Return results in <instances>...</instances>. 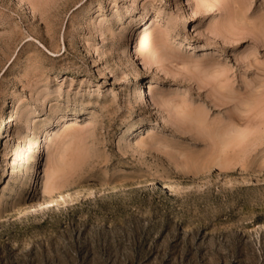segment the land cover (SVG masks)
Here are the masks:
<instances>
[{"label":"rangeland","instance_id":"374dc122","mask_svg":"<svg viewBox=\"0 0 264 264\" xmlns=\"http://www.w3.org/2000/svg\"><path fill=\"white\" fill-rule=\"evenodd\" d=\"M182 1L0 0V264H264V0Z\"/></svg>","mask_w":264,"mask_h":264},{"label":"bare ground","instance_id":"6f19581e","mask_svg":"<svg viewBox=\"0 0 264 264\" xmlns=\"http://www.w3.org/2000/svg\"><path fill=\"white\" fill-rule=\"evenodd\" d=\"M197 1L198 0H183L182 1V3L184 4V6H187L186 8H185V12H184V15L182 16V18L179 20V22H178V25H177V28L178 29H180V30H184V31H190L189 30V23H190V21H191V17H192V15H193V9H195V6H196V4H197ZM181 21H183V23H180ZM150 29H151V26L149 27V26H144V27H134V29L132 30V32H131V35H132V38H133V41L131 42V44H130V52H132V54L131 53H129V54H127L128 56L127 57H129L128 58V60L129 59H131L133 62L134 61H136L135 60V58H134V55H138V54H141L143 51H144V49L146 48V47H148V54L145 56V58H143L142 59V63H143V65L144 66H146L147 67V64H148V62H150L152 59H153V57L155 56V51H154V49L152 48V45H151V43H149L148 41H149V34H150ZM129 48V47H128ZM147 49V48H146ZM136 63V62H135ZM143 84V83H142ZM226 85V84H225ZM146 86V85H145ZM225 87V86H224ZM139 92H138V94H137V99H136V101L139 103H143V104H145V105H147V97H148V93H149V90L146 88V87H144V86H139ZM221 90V89H220ZM226 90V89H225ZM217 92H218V90H217ZM222 92V91H221ZM228 94V93H227ZM226 94V95H227ZM229 95V94H228ZM232 95V94H231ZM227 99V98H226ZM229 99V98H228ZM254 99V98H253ZM161 100H163V99H161ZM230 100H231V98H230ZM165 101V100H164ZM163 101V102H164ZM254 103H256V102H254ZM249 105H251V104H249ZM253 105V104H252ZM254 105H256V104H254ZM249 107V106H248ZM252 107V106H251ZM251 107H250V109H251ZM228 108V107H227ZM232 108V107H231ZM184 109V108H183ZM187 109V108H186ZM187 111V110H186ZM200 112V111H199ZM246 112H248L247 110H246ZM194 113V112H193ZM203 113V112H202ZM187 114V113H186ZM191 114V113H190ZM195 114V113H194ZM196 114H198V113H196ZM195 114V115H196ZM247 114V113H246ZM183 115V114H182ZM189 115V114H188ZM187 115V116H188ZM191 115H193V114H191ZM202 115V114H201ZM25 116V115H24ZM194 116V115H193ZM193 116H191V118L192 119H195L196 121L195 122H197V121H200L201 119L199 118V117H193ZM198 116V115H197ZM203 116V115H202ZM184 117H186L185 115H184ZM201 117V116H200ZM190 118V117H189ZM187 120V119H186ZM203 120L204 119H202V122H203ZM191 121V120H190ZM232 122V121H231ZM199 123V122H198ZM229 124V123H228ZM231 124V123H230ZM229 127V126H228ZM231 127V126H230ZM25 129L24 130H26L27 132H30L31 130H32V122L29 120V119H27V125H25V127H24ZM194 128V127H193ZM196 129V128H195ZM66 130L67 129H65L64 130V132H66ZM229 130H232V127H231V129L229 128ZM228 130V131H229ZM67 131H69V130H67ZM228 131H226V132H228ZM233 131H234V127H233ZM49 133V132H48ZM50 133H52V131H50ZM68 133H70L71 134V132H68ZM148 133H151L150 132V130H149V132ZM237 133V132H236ZM235 133V134H236ZM64 134V133H63ZM67 134V133H66ZM70 134H69V136H70ZM72 134H73V132H72ZM220 134V133H219ZM230 134H232V133H230ZM230 134H229V136H230ZM239 135H240V133H239ZM73 136V135H72ZM224 136V135H223ZM68 137V136H67ZM78 137V136H77ZM76 137V138H77ZM226 137H227V135H226ZM69 138V137H68ZM228 138V137H227ZM238 138H239V136H238ZM230 139V138H229ZM74 140V139H73ZM70 141H71V139H70ZM226 141V140H225ZM224 141V142H225ZM230 141H231V139H230ZM229 143V142H228ZM141 144V143H140ZM228 145V144H227ZM227 147V146H226ZM45 148V145H42V150L41 151H43V149ZM80 148V147H79ZM224 149V148H223ZM228 149V148H227ZM240 149V148H239ZM39 151V150H38ZM213 152V151H212ZM223 152V151H222ZM82 153V152H81ZM84 153V152H83ZM220 154V153H219ZM61 155V154H60ZM223 155V154H222ZM83 156V155H82ZM40 157V156H39ZM60 157V156H59ZM61 157H65V156H61ZM70 157V156H69ZM66 158V157H65ZM35 159H38V158H35ZM215 159V158H214ZM56 161H57V159H55ZM54 160V161H55ZM61 160H63L62 158H61ZM59 162V161H58ZM207 162V161H206ZM61 163V162H60ZM195 163V162H194ZM67 164V163H66ZM212 164V163H211ZM213 164H215L214 162H213ZM36 166V163H35V165H34V167ZM38 166V165H37ZM207 166V165H206ZM51 167V166H50ZM55 167H56V165H55ZM54 167V168H55ZM63 167V166H62ZM56 168H58V167H56ZM55 168V169H56ZM61 168V167H60ZM65 168V167H64ZM64 168H63V170H64ZM35 170V169H34ZM59 170V169H58ZM36 171V170H35ZM62 171V170H61ZM50 172H53V170H51ZM55 173H56V171H54ZM59 173H60V171H58ZM36 175V174H35ZM52 175V174H51ZM48 178V177H47ZM49 178H50V176H49ZM48 180H50V179H48ZM53 181V180H52ZM136 182V181H135ZM31 184H34L33 183V180H32V178H30V180H29V186H31ZM125 184V183H124ZM136 184V183H135ZM138 184H139V182H138ZM28 185V184H27ZM28 186V187H29ZM112 190H116L115 189V186L114 185H112V186H109ZM119 187V186H118ZM130 187V186H129ZM138 187V186H137ZM27 188V187H26ZM31 188V187H30ZM121 189V188H120ZM119 189V190H120ZM118 191V190H117ZM52 192V190H48V192H46V194H49V193H51ZM86 192L88 193V194H93V190H86ZM53 201H54V198L52 199ZM47 201V200H46ZM48 202H51L50 200H48ZM35 203V202H34ZM42 203V202H41ZM45 203V202H44ZM48 204V203H47ZM40 207V206H39ZM45 207V206H44ZM41 208V207H40ZM22 213V212H21ZM19 214H20V212H19Z\"/></svg>","mask_w":264,"mask_h":264}]
</instances>
